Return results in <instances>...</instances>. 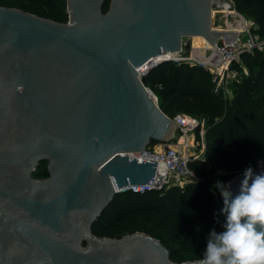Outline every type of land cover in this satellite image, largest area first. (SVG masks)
Returning <instances> with one entry per match:
<instances>
[{
    "label": "water",
    "instance_id": "1",
    "mask_svg": "<svg viewBox=\"0 0 264 264\" xmlns=\"http://www.w3.org/2000/svg\"><path fill=\"white\" fill-rule=\"evenodd\" d=\"M106 1L67 0V21L0 4V264L200 260H172L143 231L99 236L93 225L121 188L155 177L157 161L131 152L176 129L140 71L189 51L186 37L238 32L213 26L215 0H110L105 11ZM246 170L221 193L238 194Z\"/></svg>",
    "mask_w": 264,
    "mask_h": 264
},
{
    "label": "trees",
    "instance_id": "2",
    "mask_svg": "<svg viewBox=\"0 0 264 264\" xmlns=\"http://www.w3.org/2000/svg\"><path fill=\"white\" fill-rule=\"evenodd\" d=\"M60 4L59 13L22 8L59 21L68 20L67 0H46ZM235 8L258 25L264 37V0H233ZM1 5H5L0 0ZM107 0L104 10L109 8ZM232 68L242 72L233 84V95L216 89L211 73L198 63L162 61L143 78L158 96L161 108L171 117L186 112L207 122L204 156L190 160L199 180L185 186L172 185L144 193L119 192L93 225L99 236L121 237L143 231L160 239L172 260L201 259L209 234L224 230L222 188L240 171L264 167V48L256 47L234 60ZM152 141V145L156 144ZM47 162L36 169L38 177L48 176ZM224 173H219V171Z\"/></svg>",
    "mask_w": 264,
    "mask_h": 264
},
{
    "label": "built area",
    "instance_id": "3",
    "mask_svg": "<svg viewBox=\"0 0 264 264\" xmlns=\"http://www.w3.org/2000/svg\"><path fill=\"white\" fill-rule=\"evenodd\" d=\"M216 5L226 18V26L223 29L237 30V37L231 42H226L221 38L214 44L207 41L203 46L196 47L191 43L189 51L184 48L182 51L176 52L181 54L180 56L171 57V60L198 63L211 73L216 89L222 88L225 95L229 96V82L239 81L242 78V72L232 68L233 61L240 60L241 54L245 51L262 47L264 40H261V37L254 30L259 28L255 21L245 17L236 8L229 9L231 5L234 6L233 0H215L214 8ZM235 14L240 17L238 21H236ZM201 49L202 51H200ZM152 59L154 63L151 62L143 71H140L139 68L138 70L147 74L151 67L158 65L163 58L154 57ZM173 119L176 122V129L169 141L157 142L162 146L160 150L156 149L154 144L145 151L131 152L137 153L141 158L157 161L156 174L151 179V184H130L121 188L120 192L144 193L154 189L162 190L172 185L183 187L190 181L199 180L190 168L189 162L194 158L204 156L207 132L206 119L186 112L177 113ZM197 142L198 144L201 143L198 152L194 150Z\"/></svg>",
    "mask_w": 264,
    "mask_h": 264
},
{
    "label": "clouds",
    "instance_id": "4",
    "mask_svg": "<svg viewBox=\"0 0 264 264\" xmlns=\"http://www.w3.org/2000/svg\"><path fill=\"white\" fill-rule=\"evenodd\" d=\"M221 194L224 230L209 234L198 264H264V173L254 174L249 168L238 194Z\"/></svg>",
    "mask_w": 264,
    "mask_h": 264
},
{
    "label": "rangeland",
    "instance_id": "5",
    "mask_svg": "<svg viewBox=\"0 0 264 264\" xmlns=\"http://www.w3.org/2000/svg\"><path fill=\"white\" fill-rule=\"evenodd\" d=\"M61 1V0H60ZM2 2L7 5V6H21L22 8H33V9H40V10H46L47 13H59L60 11V4L56 3L55 5H49V2H47L46 0H2ZM226 4L228 5V2H226ZM235 8L234 6L232 7V5L229 7V9H233ZM234 13V12H233ZM236 18V21H238V18L240 19V17L238 15H234ZM246 17V16H245ZM213 26L215 28L218 29H223L226 26V18L225 16H223V13L220 12L219 7L216 5L214 8V14H213ZM261 40H264V37L260 36ZM198 38H194V37H186L184 42L185 43H192V45H194L195 47L197 46V44H194L195 41H197ZM264 48V44L262 46ZM234 80L229 82L228 87H229V96L232 97L233 95V84H234ZM198 147H201V143L198 144V142L196 143V147L194 150H196V152L200 151L198 149ZM195 152V153H196ZM219 173H224V171H219ZM220 183V184H219ZM218 184L221 188H223L224 184L222 183V181H218Z\"/></svg>",
    "mask_w": 264,
    "mask_h": 264
},
{
    "label": "bare ground",
    "instance_id": "6",
    "mask_svg": "<svg viewBox=\"0 0 264 264\" xmlns=\"http://www.w3.org/2000/svg\"><path fill=\"white\" fill-rule=\"evenodd\" d=\"M192 37L198 38V40L194 42V44H197V46H203L207 42V40L202 36H192ZM200 51H202V49ZM198 54H199V52H198ZM180 55L181 54L169 52L166 54H161L160 56H157L156 58H165V57L171 58V57L180 56Z\"/></svg>",
    "mask_w": 264,
    "mask_h": 264
},
{
    "label": "crops",
    "instance_id": "7",
    "mask_svg": "<svg viewBox=\"0 0 264 264\" xmlns=\"http://www.w3.org/2000/svg\"><path fill=\"white\" fill-rule=\"evenodd\" d=\"M154 146L156 147V149H159V150L162 148V146L158 143H156ZM202 150H203V148H202ZM204 151H205V148H204Z\"/></svg>",
    "mask_w": 264,
    "mask_h": 264
},
{
    "label": "flooded vegetation",
    "instance_id": "8",
    "mask_svg": "<svg viewBox=\"0 0 264 264\" xmlns=\"http://www.w3.org/2000/svg\"><path fill=\"white\" fill-rule=\"evenodd\" d=\"M47 165V164H46Z\"/></svg>",
    "mask_w": 264,
    "mask_h": 264
}]
</instances>
